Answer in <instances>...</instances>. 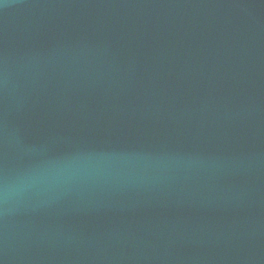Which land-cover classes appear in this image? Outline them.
<instances>
[{"label":"water","instance_id":"1","mask_svg":"<svg viewBox=\"0 0 264 264\" xmlns=\"http://www.w3.org/2000/svg\"><path fill=\"white\" fill-rule=\"evenodd\" d=\"M0 264H264V0H0Z\"/></svg>","mask_w":264,"mask_h":264}]
</instances>
